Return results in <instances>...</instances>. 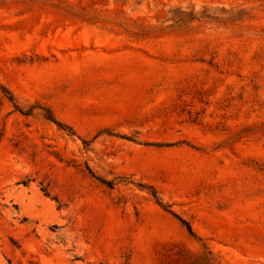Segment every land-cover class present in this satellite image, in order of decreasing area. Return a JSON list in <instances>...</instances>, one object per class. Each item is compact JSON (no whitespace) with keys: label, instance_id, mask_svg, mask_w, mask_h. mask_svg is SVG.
<instances>
[{"label":"rangeland","instance_id":"obj_1","mask_svg":"<svg viewBox=\"0 0 264 264\" xmlns=\"http://www.w3.org/2000/svg\"><path fill=\"white\" fill-rule=\"evenodd\" d=\"M0 87V264H264V0H0Z\"/></svg>","mask_w":264,"mask_h":264},{"label":"trees","instance_id":"obj_2","mask_svg":"<svg viewBox=\"0 0 264 264\" xmlns=\"http://www.w3.org/2000/svg\"><path fill=\"white\" fill-rule=\"evenodd\" d=\"M0 89H1L5 94L8 95V100H9L12 104H14V99H13L12 95H11L9 92L5 91L4 88L0 87ZM13 106H14V108H15L16 110H19L18 107H17L16 105H13ZM20 112H21V111H20ZM24 114L26 115L27 113H24ZM44 118H45L46 120H48L49 122L53 123L54 125H56L59 129H62V130L67 131L68 133H71V130H70L68 127H66V126L62 125L61 123H59L58 121H56V119L54 118V116H53L49 111H45V113H44ZM263 130H264V126H263ZM93 177H94V176H93ZM94 178H95L96 180L100 181L102 184L108 186V187H110V186L112 185L110 182L104 181V180L99 179V178H97V177H94ZM153 197H154L156 203H157L160 207H162L165 211L169 212V213H170V214H171V215H172V216H173V217H174V218H175V219L181 224V226L186 230V232L188 233L189 236H191V237H193V238H196V236H195V234H194V232H193V230H192L191 225L189 224V222H187L186 220L182 219L181 217H179L178 215H176L175 213H173L172 211H170V210H169V207L166 206V205H164V204L161 202V200H160L159 198L156 197V194H153Z\"/></svg>","mask_w":264,"mask_h":264}]
</instances>
